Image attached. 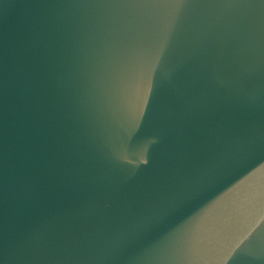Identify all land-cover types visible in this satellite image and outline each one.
<instances>
[{
    "label": "water",
    "instance_id": "1",
    "mask_svg": "<svg viewBox=\"0 0 264 264\" xmlns=\"http://www.w3.org/2000/svg\"><path fill=\"white\" fill-rule=\"evenodd\" d=\"M0 264H264V0H0Z\"/></svg>",
    "mask_w": 264,
    "mask_h": 264
}]
</instances>
